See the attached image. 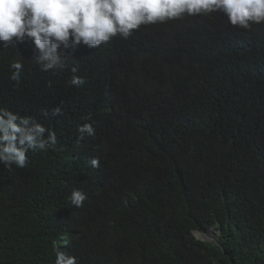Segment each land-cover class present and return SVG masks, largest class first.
I'll list each match as a JSON object with an SVG mask.
<instances>
[{"label":"trees","instance_id":"16d2710c","mask_svg":"<svg viewBox=\"0 0 264 264\" xmlns=\"http://www.w3.org/2000/svg\"><path fill=\"white\" fill-rule=\"evenodd\" d=\"M222 18L81 45V88L68 70L34 66L29 42L0 44V106L58 138L24 169L0 164V264H54V240L81 264H264V25ZM58 105L62 115H42ZM85 122L96 135L80 140ZM73 188L87 193L83 208L67 199ZM213 228L216 242L194 235Z\"/></svg>","mask_w":264,"mask_h":264},{"label":"clouds","instance_id":"9594fccd","mask_svg":"<svg viewBox=\"0 0 264 264\" xmlns=\"http://www.w3.org/2000/svg\"><path fill=\"white\" fill-rule=\"evenodd\" d=\"M212 14H223L228 25L247 31L264 25V0H0V44L18 50L19 44L29 42L34 66L54 74L68 70L67 84L81 88L86 80L75 63L79 46L97 49L115 39L126 41L143 27ZM9 67V80L20 86L23 59L13 58ZM41 112L44 117L63 114L60 105ZM77 131L80 140L96 135L92 123L79 125ZM57 145L56 132L37 117L0 106V164L5 169H24L30 164L29 153L55 151ZM88 163L101 166L95 156ZM67 199L83 208L88 196L73 188ZM63 244L52 242L54 264H81L79 257L62 250Z\"/></svg>","mask_w":264,"mask_h":264},{"label":"rangeland","instance_id":"374dc122","mask_svg":"<svg viewBox=\"0 0 264 264\" xmlns=\"http://www.w3.org/2000/svg\"><path fill=\"white\" fill-rule=\"evenodd\" d=\"M194 235L196 236V238H198L200 240H206V238L214 239V240L218 239V233H217V230L215 228L211 229L207 233H205V232L202 233L200 231H195Z\"/></svg>","mask_w":264,"mask_h":264},{"label":"water","instance_id":"95a60500","mask_svg":"<svg viewBox=\"0 0 264 264\" xmlns=\"http://www.w3.org/2000/svg\"><path fill=\"white\" fill-rule=\"evenodd\" d=\"M200 232L204 233L203 231H200ZM204 241L216 242V240H214V239H209V238H206V240H204Z\"/></svg>","mask_w":264,"mask_h":264}]
</instances>
